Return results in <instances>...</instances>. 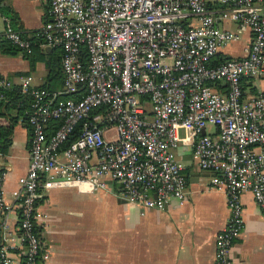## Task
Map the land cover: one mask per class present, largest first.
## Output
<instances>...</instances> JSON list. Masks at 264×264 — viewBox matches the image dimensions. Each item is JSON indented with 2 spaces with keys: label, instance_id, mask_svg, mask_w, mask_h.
<instances>
[{
  "label": "built area",
  "instance_id": "built-area-1",
  "mask_svg": "<svg viewBox=\"0 0 264 264\" xmlns=\"http://www.w3.org/2000/svg\"><path fill=\"white\" fill-rule=\"evenodd\" d=\"M45 1L47 19L34 34L39 46L60 49L62 87L36 85L29 73L0 74V103L18 87L29 97L30 127L28 168L11 199L2 192L9 167L0 149V264L44 263L37 207L50 186L93 192L116 183L120 197L149 208L182 200L176 148L188 142L198 166L213 172L212 185L226 192L215 263L237 264L231 249L243 229V191L264 212V91L249 94L243 85L264 76V0ZM3 18L4 37L32 52L33 35ZM244 31L243 54L217 60ZM72 93L78 97H62Z\"/></svg>",
  "mask_w": 264,
  "mask_h": 264
},
{
  "label": "crops",
  "instance_id": "crops-1",
  "mask_svg": "<svg viewBox=\"0 0 264 264\" xmlns=\"http://www.w3.org/2000/svg\"><path fill=\"white\" fill-rule=\"evenodd\" d=\"M3 16L16 28L34 35L47 19V2L0 0V74L16 79L29 73L35 84L41 85L48 80L47 63L37 58L32 61L20 50L3 47ZM222 25L237 30L235 23ZM249 37L244 31L239 40L220 52L227 57L242 55ZM43 48L54 51L53 47ZM243 85L249 94L264 91V76L245 78ZM5 96L0 103V124H9L11 134L10 143L2 150V159L9 167L3 171L2 192L11 199L19 177L28 168L30 127L25 109ZM208 129L213 131L214 127ZM176 153L183 166L185 194L182 200L169 198L164 208L123 202L116 183L97 192L77 185L45 188L37 207L39 230L47 250L43 264H216V237L229 216L224 186L212 185L213 172L198 166L190 142L179 144ZM111 199L118 201L105 203ZM241 202L243 229L234 239L231 255L237 264H264V212L251 191H243ZM15 218L16 214L11 213L12 226L16 225Z\"/></svg>",
  "mask_w": 264,
  "mask_h": 264
},
{
  "label": "trees",
  "instance_id": "trees-1",
  "mask_svg": "<svg viewBox=\"0 0 264 264\" xmlns=\"http://www.w3.org/2000/svg\"><path fill=\"white\" fill-rule=\"evenodd\" d=\"M6 13L10 15V9H7ZM10 16L12 17L11 20H12L13 25L15 24L16 26L15 18L12 15ZM31 39L33 41V51L30 53H24V54L29 56L32 61L35 60L36 58L45 60V62L47 63V67H48V74H47L48 80L42 82L41 85L39 86L46 87L52 91L59 90L62 87V83H63V72H62V67H61L60 49L55 47L53 48L54 49L53 51V50H47L46 48L40 47L39 42L41 40V37L39 36L37 37L35 34L31 36ZM2 45L5 49L20 50L18 47L12 44L5 37L3 38ZM45 55H47V58H45ZM80 55H81L80 58H81V62L83 66L87 68L88 67V57H87V51H86L85 46L81 47ZM225 57L226 56L222 54L221 52L217 54V60L224 59ZM253 93H257V92L253 91ZM5 95H7V97L9 96V99H10L9 102H13V105H17L19 108L25 109L24 116L27 120V117H28L27 110L29 109V102H28L29 97L25 95L24 93H22V91L16 86H14L13 88L7 89L5 91ZM67 96L68 97L71 96L75 98L78 97V95L75 96L73 93L69 95H62V97H67ZM56 123L57 122H55V124ZM0 128H1V133H2V136H1L2 138L0 140V149L4 150L5 147L10 143L11 127L9 124L8 125L0 124Z\"/></svg>",
  "mask_w": 264,
  "mask_h": 264
},
{
  "label": "rangeland",
  "instance_id": "rangeland-1",
  "mask_svg": "<svg viewBox=\"0 0 264 264\" xmlns=\"http://www.w3.org/2000/svg\"><path fill=\"white\" fill-rule=\"evenodd\" d=\"M52 57H54V56H52ZM111 132H114V129H112V131ZM98 191H101V190H98ZM103 191H105V190H103ZM97 192V191H96ZM91 200V199H90ZM118 200H115V201H113L112 199L111 200H106L105 201V203H111V202H117Z\"/></svg>",
  "mask_w": 264,
  "mask_h": 264
},
{
  "label": "water",
  "instance_id": "water-1",
  "mask_svg": "<svg viewBox=\"0 0 264 264\" xmlns=\"http://www.w3.org/2000/svg\"><path fill=\"white\" fill-rule=\"evenodd\" d=\"M123 202H126V200L125 199H121Z\"/></svg>",
  "mask_w": 264,
  "mask_h": 264
}]
</instances>
